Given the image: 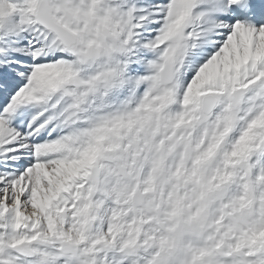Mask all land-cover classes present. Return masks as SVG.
Returning <instances> with one entry per match:
<instances>
[{
  "label": "snow or ice",
  "instance_id": "obj_1",
  "mask_svg": "<svg viewBox=\"0 0 264 264\" xmlns=\"http://www.w3.org/2000/svg\"><path fill=\"white\" fill-rule=\"evenodd\" d=\"M0 264H264V0H0Z\"/></svg>",
  "mask_w": 264,
  "mask_h": 264
}]
</instances>
